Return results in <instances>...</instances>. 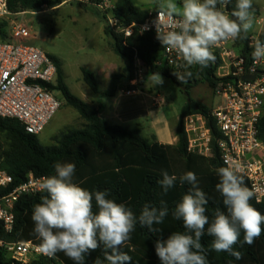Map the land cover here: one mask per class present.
Returning <instances> with one entry per match:
<instances>
[{"label":"trees","instance_id":"trees-1","mask_svg":"<svg viewBox=\"0 0 264 264\" xmlns=\"http://www.w3.org/2000/svg\"><path fill=\"white\" fill-rule=\"evenodd\" d=\"M61 2L62 0H6L7 8L11 12L40 11L43 7L52 8ZM234 6L235 0L228 6V10L231 11ZM253 8L257 12L255 3ZM153 9L157 10L158 5H155ZM148 11L146 8L133 4L131 0H116L112 8L114 17L123 26L142 23ZM136 29L135 27L133 34L123 43L122 32L116 31L108 24L104 27V32L112 39V50L124 58L125 65L121 72L110 76V87L104 91H100L96 75L83 68V80L92 92L110 95L118 86L124 89L130 87L127 81L131 77L132 47L136 49L138 56L146 65V78L152 73H159L169 78L187 94L189 88L199 82H205L211 88H215L221 82L232 80L231 75L220 77L216 74L220 64L216 52H213L216 56L215 62L210 63L203 70L195 66L186 68L180 73L158 65L156 61L162 57L163 46L156 38V34L153 32L137 34ZM0 38V40L10 38L7 32V21L3 18H0ZM257 39L264 41V31L259 33ZM248 41L249 34L247 39L236 40L235 45L246 54L249 50ZM50 57L57 68L55 84L51 85V88L59 91L66 103L76 109L85 123L80 128L60 131L57 138L54 137L56 140L54 144L44 146L39 142L37 135L27 133L18 120L0 117V167L12 177L9 186L0 189V195L24 181L29 172L35 176L48 177L55 174V163L71 162L76 165L73 177L75 183L92 192L108 190L109 198L118 203H124L136 215H139L145 203L160 207L163 200L167 204L169 215L162 225H157L162 229L161 232H148L146 227L142 228L137 224L130 241L134 250L129 251L128 247L121 249L132 257L130 264H161L155 253V242L158 239L166 240L173 232L186 231L182 221L172 218L171 211L190 187L188 184L182 186L177 181L175 186L164 194L158 184V180L162 178V170L177 176L187 171L196 174L199 186L209 200L206 215L209 216L210 222L216 208L226 212L223 198L215 189V185L219 182L215 170L223 165L217 155L206 157L187 150L186 134L182 123L185 115L201 112L207 116L210 126L213 127V119L210 117L211 108L188 97L181 107L176 125L177 142L163 144L155 138L147 139L140 133L139 127L130 128L109 123L100 116L98 106L74 95L64 82L60 62L55 57L51 55ZM186 71H191L193 75L188 78L187 83H181L175 74L183 75ZM258 136L264 140V113L259 119ZM244 180L245 185L249 187L245 177ZM42 195L46 193L39 191L35 194L22 195L17 199L12 209V229L9 232L5 231L0 221V241H32L34 244H40V240L33 233L34 223L31 215L33 205L40 202ZM250 203L264 214V200L255 202L252 199ZM206 229L207 225L201 243L204 245L208 264H264V233L252 245H248L243 242L241 232L239 242L234 245V250L242 253V259L237 260L228 252L212 250L213 238L206 234ZM104 251L103 245L92 251L86 256L85 264H93L97 257L103 259ZM0 264H18L9 257L1 245ZM25 264H75V262L61 252L57 253L54 259L40 254Z\"/></svg>","mask_w":264,"mask_h":264},{"label":"clouds","instance_id":"clouds-1","mask_svg":"<svg viewBox=\"0 0 264 264\" xmlns=\"http://www.w3.org/2000/svg\"><path fill=\"white\" fill-rule=\"evenodd\" d=\"M160 0L158 16L154 21L156 38L169 51L174 50L184 61V67L199 66L201 70L215 62L213 49L224 42L247 39L253 29L255 10L253 0ZM161 25L167 30L161 29ZM254 61L264 60V41L256 39L252 45ZM181 83H187L193 73L175 74ZM148 86L163 84L159 73L147 77ZM218 167L219 182L215 189L223 198L226 212L214 210L211 222L206 215L209 200L200 188L192 171L177 176L161 171L158 184L166 194L178 181L188 184V191L171 211L174 220L182 221L184 232H173L166 240L155 242V253L161 264H208L202 237H212L211 249L228 252L237 260L242 253L234 250L243 233V242L252 245L264 233V214L250 201L258 191L245 185L241 167L235 162ZM55 174L39 184L40 202L33 205L31 219L33 233L40 240L38 251L51 258L63 253L75 264H85L86 256L103 245V259L93 264H130L132 257L121 251L130 244L137 224L148 232L160 233L169 209L165 201L156 207L145 203L139 215L124 203L109 198L108 190L94 192L73 181L76 165L57 162ZM95 208V210H94Z\"/></svg>","mask_w":264,"mask_h":264},{"label":"built area","instance_id":"built-area-1","mask_svg":"<svg viewBox=\"0 0 264 264\" xmlns=\"http://www.w3.org/2000/svg\"><path fill=\"white\" fill-rule=\"evenodd\" d=\"M95 5L106 9L107 24L123 33V43L133 34L135 27L137 34H156L154 21L159 9L149 10L140 24L123 26L114 17L113 5L110 6L107 0L96 1ZM4 14H7L6 0H0V16ZM256 22L261 26L260 32L264 31V12ZM161 29L167 30L163 25ZM27 35L28 29L18 23L12 26L8 40H0V117L14 118L27 133L37 135L60 106V100L51 88L55 84L57 68L50 55L42 49L20 42ZM258 35L249 36L246 54L233 48L235 41L224 42L213 49L220 59L216 74L232 76V80L215 87L219 101L210 111L213 127L201 112L187 114L182 119L187 150L206 157L217 155L223 166H227L226 161L238 164L249 187L255 186L258 190L253 197L255 202L264 200V140L258 136L259 119L264 113V75H256L254 79H242V76L262 70L260 66L264 60L254 61L251 56L252 45ZM132 49L131 77L127 81L130 87L124 89L125 93L140 89L139 85L146 80V65L136 49ZM156 63L180 73L186 69L182 57L166 47H163L162 57ZM44 178L29 172L24 181L0 195V221L5 231L12 229L14 203L22 195L39 192V184ZM11 182L12 177L0 167V189L8 187ZM0 245L18 264L29 262L31 255L41 254L39 245L32 241H0Z\"/></svg>","mask_w":264,"mask_h":264},{"label":"rangeland","instance_id":"rangeland-1","mask_svg":"<svg viewBox=\"0 0 264 264\" xmlns=\"http://www.w3.org/2000/svg\"><path fill=\"white\" fill-rule=\"evenodd\" d=\"M131 1L147 10H152L160 2V0ZM95 2L96 0H62L57 6L43 7L40 11L11 12L7 8V14L0 16L7 21L8 33L15 24L24 25L28 29V35L20 42L38 47L58 59L68 89L88 103L90 100L97 101L98 94L92 92L84 82L82 69L92 71L97 77L100 91H104L110 87V74L120 72L125 63L122 56L114 53L111 48L112 39L104 32L107 25L106 9L97 7ZM115 2L116 0H107L110 6ZM253 3L259 10L255 15L264 12V0H253ZM260 29L261 26L254 19L253 29L248 34L255 36ZM233 48L240 49L236 45H233ZM260 68L264 70V63ZM160 76L163 84L150 87L148 90L153 94H159L166 101V111L168 105L179 115L188 97L209 108H213L219 101V96L215 94L216 88H211L205 82H199L189 88L187 94L169 78ZM53 93L60 100V106L37 134L39 142L44 146L54 144L60 131L80 128L85 123L76 109L66 103L58 90L54 89ZM33 257L31 255L29 259Z\"/></svg>","mask_w":264,"mask_h":264},{"label":"crops","instance_id":"crops-1","mask_svg":"<svg viewBox=\"0 0 264 264\" xmlns=\"http://www.w3.org/2000/svg\"><path fill=\"white\" fill-rule=\"evenodd\" d=\"M260 14L261 12L255 15V22ZM249 36L252 35L249 34ZM96 94H98L97 101L90 100L89 103L98 106L100 116L109 123L130 128L139 127L140 133L145 138H155L163 144L177 142L175 130L179 115L168 105V111L165 110L166 101L159 94H153L148 89L141 88L125 93L121 86L116 87L110 95Z\"/></svg>","mask_w":264,"mask_h":264},{"label":"water","instance_id":"water-1","mask_svg":"<svg viewBox=\"0 0 264 264\" xmlns=\"http://www.w3.org/2000/svg\"><path fill=\"white\" fill-rule=\"evenodd\" d=\"M256 75H264V70H257L254 73L246 74V75L242 76V79H254L256 77ZM139 86L141 89H149L150 87L148 86L147 78H146L145 82L141 83Z\"/></svg>","mask_w":264,"mask_h":264}]
</instances>
